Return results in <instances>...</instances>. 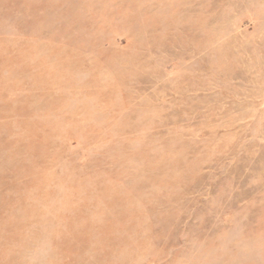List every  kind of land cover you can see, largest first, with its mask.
Segmentation results:
<instances>
[{
	"label": "rangeland",
	"instance_id": "1",
	"mask_svg": "<svg viewBox=\"0 0 264 264\" xmlns=\"http://www.w3.org/2000/svg\"><path fill=\"white\" fill-rule=\"evenodd\" d=\"M0 264H264V0H0Z\"/></svg>",
	"mask_w": 264,
	"mask_h": 264
}]
</instances>
